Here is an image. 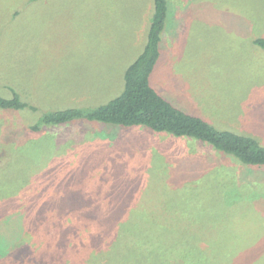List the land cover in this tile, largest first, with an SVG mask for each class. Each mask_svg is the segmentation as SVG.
<instances>
[{"label":"rangeland","instance_id":"1","mask_svg":"<svg viewBox=\"0 0 264 264\" xmlns=\"http://www.w3.org/2000/svg\"><path fill=\"white\" fill-rule=\"evenodd\" d=\"M169 3L155 88L264 145V50L253 43L264 0ZM153 11L152 0H0V96L16 90L37 108L0 110V264H264V194L215 178L222 166L264 182V169L147 129H30L48 111L116 98ZM25 156L39 168L21 189L3 168Z\"/></svg>","mask_w":264,"mask_h":264},{"label":"trees","instance_id":"2","mask_svg":"<svg viewBox=\"0 0 264 264\" xmlns=\"http://www.w3.org/2000/svg\"><path fill=\"white\" fill-rule=\"evenodd\" d=\"M153 17L149 26L147 42L143 52L124 73V89L114 99L100 106L68 107L43 113L30 128L32 133H41L61 125L78 122L102 123L107 129H147L157 134H168L176 138L193 139L204 143L225 157L237 162L244 169H264V145L255 137L234 132L219 130L203 118L189 114L176 107L164 98L153 84V76L161 56L160 46L163 39L165 22L170 13L169 0H152ZM264 50V38L260 36L253 42ZM16 90L13 97L5 99L0 96V110L17 112L24 109L37 111L36 106ZM46 128V129H45ZM34 145H31L33 147ZM29 150V145L23 151ZM19 151V152H23ZM24 160H20V159ZM4 167L8 174L21 177V189L26 188L39 163L27 156ZM34 167L37 169L34 170ZM215 178H225L224 186L229 189L237 186L242 192L257 191L264 194V182L259 177L246 178L243 174H226L222 166ZM246 176V177H244ZM216 185V184H215ZM219 186L216 185V188ZM11 195H7L10 197Z\"/></svg>","mask_w":264,"mask_h":264}]
</instances>
